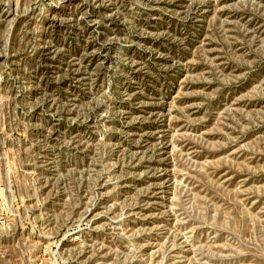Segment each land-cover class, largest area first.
Instances as JSON below:
<instances>
[{"label":"rangeland","instance_id":"1","mask_svg":"<svg viewBox=\"0 0 264 264\" xmlns=\"http://www.w3.org/2000/svg\"><path fill=\"white\" fill-rule=\"evenodd\" d=\"M0 264H264V0H0Z\"/></svg>","mask_w":264,"mask_h":264}]
</instances>
